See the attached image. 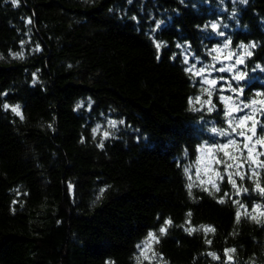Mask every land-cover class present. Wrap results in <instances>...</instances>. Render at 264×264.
Segmentation results:
<instances>
[{
  "label": "trees",
  "instance_id": "16d2710c",
  "mask_svg": "<svg viewBox=\"0 0 264 264\" xmlns=\"http://www.w3.org/2000/svg\"><path fill=\"white\" fill-rule=\"evenodd\" d=\"M224 42L229 93L188 70ZM222 99L264 100V0H0V264H264V167L188 178Z\"/></svg>",
  "mask_w": 264,
  "mask_h": 264
},
{
  "label": "rangeland",
  "instance_id": "374dc122",
  "mask_svg": "<svg viewBox=\"0 0 264 264\" xmlns=\"http://www.w3.org/2000/svg\"><path fill=\"white\" fill-rule=\"evenodd\" d=\"M213 25V24H212ZM211 25V26H212ZM226 25H221L219 28H225ZM217 31V28L215 29ZM218 33H216L217 35ZM227 44L228 46L225 47L224 45ZM249 47L246 46H239L237 49L232 50L229 47L228 42H224L222 46L215 47L216 51L211 52V61L208 64H201L196 63V66L192 68L193 73L201 80L203 85L216 88L223 92H230L231 85L229 79L233 81H238L235 79L237 76H241L242 73L238 71L237 66L240 64L238 61H243V59L248 55ZM183 51L186 48H181ZM215 57V59H213ZM205 69L202 74L200 73V69ZM223 68L224 71H219V69ZM217 72L226 73L229 79H226L220 75H216ZM244 77V76H243ZM211 81H215V84H212ZM224 96V94H223ZM203 103L201 107H207L209 105V100H202ZM207 101V103H205ZM222 102L225 104L226 113H231V115H226V130L225 133L228 135H220V132H216L219 140L222 142L218 145L219 146L225 143H228L229 140H234L238 142L243 147L244 143H249L244 137L237 135V132L241 131L242 128L238 127L239 120L238 118H242L248 115L253 117V120L263 122L264 116V100L263 99H256L249 103H247L248 107H244V103L237 102L234 99H222ZM239 109V110H238ZM253 120L247 121L248 127L251 128ZM229 122H231L232 127H236L237 132L232 131V127L229 126ZM114 122H108V126L113 127ZM248 136H251V131H248ZM256 138H264V131H260L259 128L256 129ZM211 149V151H209ZM227 151L230 155H235L237 157L240 156L239 150L236 149L235 145H229ZM224 151H217L216 147L211 145L203 144L198 148L197 156L195 157L194 161L189 163L187 168L188 178L195 183H199L201 186L204 187H218L219 181L224 176H232V174L237 175L236 173H241L245 169L249 172L253 173V170H259L261 167L258 166V163H252L248 161L244 163L243 167H238V165L242 162L241 159H237L236 161L231 160L228 156L224 155ZM253 158L257 162L264 161V155H257V153H264V146L256 145L252 148ZM244 158H247L248 152L244 151L243 154ZM215 157V159L213 158ZM224 160L226 163H216V160ZM232 164L233 167L228 168L227 165ZM187 167V166H186ZM259 212V209H258Z\"/></svg>",
  "mask_w": 264,
  "mask_h": 264
},
{
  "label": "snow or ice",
  "instance_id": "6c2138e0",
  "mask_svg": "<svg viewBox=\"0 0 264 264\" xmlns=\"http://www.w3.org/2000/svg\"><path fill=\"white\" fill-rule=\"evenodd\" d=\"M242 2H243V0H242ZM15 3H16V0H13V4H14V5H15ZM29 22H30V21H29ZM212 28H213V30H215V29L217 28V25H216V24H213V25H212ZM221 34H222V33H221ZM224 46L227 47L228 45L225 44ZM159 47H160V45L158 44V45H157V48H159ZM178 47H179V45H178ZM213 51H216V49H213ZM248 54L250 55L251 53H248ZM213 59H215V57H214ZM238 62L242 63L243 61H238ZM185 63H187V59L185 60ZM193 68H194V66H193ZM188 70L191 71L192 69L190 68V69H188ZM204 70H205V69H203V68L200 69V73H199V74H202V73L204 72ZM219 71H224V69L221 68V69H219ZM243 78H244L243 75L235 77V79H237V80H241V79H243ZM211 83H212V84H215V81H211ZM199 99H200L199 97L196 98L197 101H199ZM189 102H190V103L192 102L191 98H190ZM205 103H207V101H205ZM5 107H7V106H5ZM244 107H248V105L246 104V105H244ZM208 110H209V111H212V108L209 107ZM238 110H239V109H238ZM12 111L15 112L17 115H20V112H19V110H18V106H17V107H13V108H12ZM226 115H231V113H226ZM21 118H22V117H21ZM238 120H239V123H238L237 126L242 128L241 131L237 132L236 127H232L231 122H229V126L232 127V131H233V132H237V135H239V136H241V137H244L247 141H249V143H244V144H243V147L241 148V146H240V144H239L238 142H236V141H234V140H229L228 143H225V144H222V145H219V146H213V147H216V148H217V151H224L225 149H227V148L229 147V145H235L236 149L239 150V152H240V156H239V157H237V156H235V155H230L227 151H224V155H225V156H228V157H229L231 160H233V161H236L237 159H241L242 162L238 165V167H243V166H244V163H246V162H248V161H251L252 163H258V166H259V167H264V161L257 162V161L253 158V152H252V148L255 147L256 145L264 146V138H256V139H254V138L256 137V129H257V128H259L260 131H264V122H260V121H255V120H253V117H252L251 115H248V116H245V117H242V118H238ZM249 120H253V123H252L251 128H249V127H248V124H247V121H249ZM113 126H114V123H113ZM93 131L95 132L96 129H94ZM212 131L215 133L217 130L214 128V129H212ZM248 131H251V133H252L251 136H248V135H247ZM106 135H107V134H106ZM220 135H228V133H225V132L221 131V132H220ZM209 151H211V149H209ZM244 151H247V152H248V156H247V158H244V156H243ZM257 155H264V153H257ZM213 158L215 159V157H213ZM216 163H226V161L220 159V160H216ZM227 167H228V168H231V167H233V165H232V164H228ZM236 174H237V175H240L239 172H237ZM256 174H257V173L253 170V175H256ZM240 178H241V179H244V176L241 175ZM229 182L232 183V185H233L234 188L237 187L235 181L232 179L231 176H229ZM189 187H191V185H190ZM213 187H215V185H213ZM256 188H257V190H258L262 195H264V187H261L260 184L257 183V184H256ZM217 190H219V189L217 188ZM243 191H244V192H247L248 189H243ZM101 192H103V189L101 190ZM220 202L223 203V201H220ZM241 207H243V205H241ZM255 210H256V209H254V211H255ZM245 214L247 215V213H245ZM260 214H261V215H264V212H261ZM189 215H190V214H189ZM239 216H240V213L238 212V213H237V220H239ZM252 218H253V219H256L255 216H253ZM170 223H171V221H165V224H166V225H167V224H170ZM209 230H212V229H209ZM165 231H166V229H165L164 227H162V228L160 229V232H161V233H164ZM148 239H151V240L155 241L156 243L159 242L158 239H156L155 234L150 232V233L148 234V238H146V241L143 242L145 246H148ZM209 243H210V241H209ZM138 247H141V246L138 245ZM148 250H149V251L151 250L150 247L148 248ZM234 251H235V249H227L226 252H225V254L227 255L228 253H230V252H234ZM141 255L144 256V259H150V258L145 254V251H144L143 248H141ZM153 255H155V253H153ZM211 255H213V258H214V259H217V258H218V257L215 256L214 253L211 254ZM229 259H231L230 256H229Z\"/></svg>",
  "mask_w": 264,
  "mask_h": 264
}]
</instances>
